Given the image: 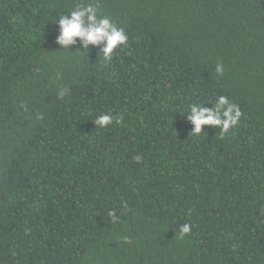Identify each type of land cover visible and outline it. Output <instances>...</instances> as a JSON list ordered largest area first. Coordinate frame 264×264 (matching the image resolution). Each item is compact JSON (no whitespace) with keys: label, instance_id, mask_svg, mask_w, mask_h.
<instances>
[{"label":"trees","instance_id":"16d2710c","mask_svg":"<svg viewBox=\"0 0 264 264\" xmlns=\"http://www.w3.org/2000/svg\"><path fill=\"white\" fill-rule=\"evenodd\" d=\"M77 2L0 0V264H264V0H98L106 63L55 43Z\"/></svg>","mask_w":264,"mask_h":264},{"label":"clouds","instance_id":"9594fccd","mask_svg":"<svg viewBox=\"0 0 264 264\" xmlns=\"http://www.w3.org/2000/svg\"><path fill=\"white\" fill-rule=\"evenodd\" d=\"M51 21L59 25V35L56 36L55 43L63 49L69 50L70 45L76 44L77 38L86 52L90 44L104 43L101 55L105 63L111 59L114 50L127 44L129 38L124 28L116 25L107 14L101 13L98 0H79L73 9L58 13L54 21ZM215 72L217 76H222L224 66L217 63ZM63 94V92L60 93L61 96ZM203 104L192 103L188 110L184 111L189 113L188 120L195 125L191 130L193 135H199L202 132V125H216L222 133H227L240 121L242 113L239 106L230 103L227 96H218L215 104L212 103V108H205ZM112 122L113 118L108 113L99 115L95 119L98 127H105ZM190 231L191 225L184 223L180 226L179 234L183 237Z\"/></svg>","mask_w":264,"mask_h":264}]
</instances>
